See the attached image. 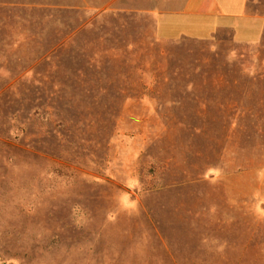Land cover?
<instances>
[{"label": "rangeland", "instance_id": "374dc122", "mask_svg": "<svg viewBox=\"0 0 264 264\" xmlns=\"http://www.w3.org/2000/svg\"><path fill=\"white\" fill-rule=\"evenodd\" d=\"M134 1L0 0V264H264V0Z\"/></svg>", "mask_w": 264, "mask_h": 264}, {"label": "crops", "instance_id": "0c3cea01", "mask_svg": "<svg viewBox=\"0 0 264 264\" xmlns=\"http://www.w3.org/2000/svg\"><path fill=\"white\" fill-rule=\"evenodd\" d=\"M249 0H166V6L173 9L165 11L158 10L159 16L173 19L182 17L184 20L203 21L208 19L211 22H219L227 19H243L246 21L245 28L248 31L257 30L258 34L261 29L260 18L247 13V4ZM140 0H135L134 5H140ZM154 12L155 9L149 7L145 9ZM227 26V25H220ZM231 27V26H229ZM232 28V27H231ZM235 30V29H234ZM250 40V37H246Z\"/></svg>", "mask_w": 264, "mask_h": 264}]
</instances>
